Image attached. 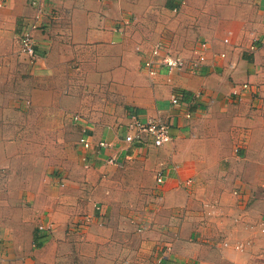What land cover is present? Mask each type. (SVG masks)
Listing matches in <instances>:
<instances>
[{
  "label": "crops",
  "instance_id": "obj_1",
  "mask_svg": "<svg viewBox=\"0 0 264 264\" xmlns=\"http://www.w3.org/2000/svg\"><path fill=\"white\" fill-rule=\"evenodd\" d=\"M0 1V264H73L76 246L89 262L124 260L129 254L128 260L142 259L139 250L123 255L118 242L94 235L93 227L78 241L73 235L77 211L91 217L118 211L124 170L132 172L137 186L143 175L148 180L143 192L148 216L158 203L166 212L179 194L188 204L177 208L166 226L178 235L163 241L159 261L218 264L219 253L204 241L214 234L215 220L222 222L220 213L231 210L233 225L249 232L245 208L253 188L264 186V0H41L44 11L38 18L32 0ZM27 29L34 37L35 59L21 51L20 36ZM157 43L186 59L200 54L206 59L195 72L175 71L171 83L164 68L151 73L144 64ZM244 82L252 87L243 89ZM174 91L186 103L172 104ZM199 91L203 94L194 98ZM229 106L247 112L226 119L232 132L236 120L248 124L246 149L237 163L230 161L227 170L218 166L209 179L204 171L229 159L220 151L228 145L202 142L199 134L209 116L217 120ZM66 113L82 116L73 119L80 134L86 128L94 142L107 139L115 145L80 146L85 168L52 177L37 159L44 153L36 149L47 146L43 135L48 133L49 145H57ZM133 114L168 121L173 138L161 146L127 142ZM211 149L217 154L210 155ZM113 155L121 164L108 161ZM180 183L191 187L182 190ZM87 194L89 201L83 197ZM201 195L203 209L191 211ZM261 219L258 230L264 236ZM42 222L53 223L48 235L38 228ZM143 222L150 224L146 218ZM108 224L120 226L117 219ZM240 243L243 248V242L233 245ZM211 244L224 257L232 245L219 238Z\"/></svg>",
  "mask_w": 264,
  "mask_h": 264
},
{
  "label": "rangeland",
  "instance_id": "obj_2",
  "mask_svg": "<svg viewBox=\"0 0 264 264\" xmlns=\"http://www.w3.org/2000/svg\"><path fill=\"white\" fill-rule=\"evenodd\" d=\"M223 110L222 117L219 116L220 118H216L217 120L208 115L209 118L203 122L204 131L201 135L199 134V140L202 142L210 141V145H213L216 141H224V143L228 145L227 151L222 149H220V151L221 154L226 155L229 159L221 165L210 164L208 165V170L204 171L206 177L209 179H212L214 175L218 174V166L227 170L232 166L230 161L235 160L236 163L239 161V158L244 155L243 152L246 149L245 142L249 136V126L247 123L238 122V120H236V123L233 125L234 131L232 132L227 129L228 125L226 122L228 116L236 117L241 114H247V112H243L236 107L232 108L230 106ZM62 121L64 129L57 136V145H53L52 147L49 145L52 135L48 133L47 135H43V140H47V146L43 149H36V151L41 150L44 153L40 158L37 157V159H42L45 169L51 171L52 177L61 175L65 171L79 173L85 168L83 166L82 150L79 143L80 131L75 125H73V115H67L66 113V115L62 116ZM227 138L230 140H227ZM209 154L216 155L217 153L216 150L211 149ZM238 166V164L234 166L235 170H238ZM188 170L190 169L188 168ZM131 173L132 172L130 171H123L124 179L122 180L120 193L118 194V198L120 199L118 211L113 216L108 217L105 215L91 217L87 211H77L75 213V219L72 221L73 235L75 240L78 241L82 238L83 234L87 232L86 228L93 227L92 232L94 235L110 237L113 241L118 242V250L122 251L123 255L124 253L126 254L131 251L134 252L139 250L142 259L135 258L128 260V257L131 255L129 254L124 260H103L99 263L89 262L79 256L82 249L81 247L76 246L74 251L75 256L72 259L73 264H163V262L159 261L161 250L166 248L164 247L165 245L163 244V241L169 240V237H173V235H178L176 229H166V226L174 220L175 216H177L176 213L179 211L177 208L180 207V209L184 210L187 208L188 204L185 203L184 195L179 194L169 200L170 206L167 207L168 209L166 212H163L159 208L160 204L158 203L157 206L152 208L153 210L151 213L153 216L152 214L148 216L146 214L148 200L146 199V196L143 195L145 189L149 187L148 180L145 175H139L142 177L138 179L137 186L135 179L131 177ZM180 186L182 187V190H184L183 188L190 189L191 187V185L184 186L181 183ZM156 187H159V185L156 184ZM237 187L238 186L232 188L231 192ZM263 187V184H261L260 187L253 188L251 191V197L245 208V215H248L250 218V222L246 220L247 224L245 226L248 227L247 225H250L248 227L249 232L242 234L240 233V228L233 225L235 215L231 210L220 213L222 215V222L215 220L214 223L216 224V228L214 234L206 237L204 241L205 244L209 245L212 252L219 253L220 258L218 259V264H264V236H262L258 230L260 219L264 217V202L262 201V199H264ZM158 193L159 192H157V194ZM202 196L203 195L198 197L197 201L194 202L190 209L191 211L199 212L203 209ZM83 197L88 201L91 200V197L88 194ZM83 197L81 196L80 198L83 199ZM150 199L151 201H156V199ZM239 214L242 215L243 211H240ZM192 215L193 214H190V216ZM199 217H201L202 220V216L199 215ZM145 218L150 223L149 225H146L143 222ZM154 218L156 220H154ZM116 219L120 226L109 227L108 222L111 220L116 222ZM181 222L179 224H181ZM40 224L41 223H38V226ZM218 225L220 226L218 227ZM233 230L237 233L239 232L238 236L232 234ZM217 238L223 241L229 240L232 243V245L226 246L228 247V250H226L228 255L225 257L223 256L224 253L222 250L217 249V251H214L213 249L217 247L211 243H216ZM235 242H243V248H235V245H233ZM240 244L242 245V243ZM162 252H164V250H162Z\"/></svg>",
  "mask_w": 264,
  "mask_h": 264
},
{
  "label": "built area",
  "instance_id": "obj_3",
  "mask_svg": "<svg viewBox=\"0 0 264 264\" xmlns=\"http://www.w3.org/2000/svg\"><path fill=\"white\" fill-rule=\"evenodd\" d=\"M32 3L37 7L36 18H38L40 14H42L41 12L44 11L42 7L43 3L41 0H32ZM3 4V1H0V6H2ZM37 26L38 25L35 22L33 24V27ZM225 41H228V38H226ZM20 43L22 52L26 53L31 59H35L38 57V53L35 48L34 37L30 29H27L25 32H23V34H21ZM136 49L138 51H141V45L136 46ZM205 59L206 57L204 54H200L196 58L186 59L185 57L173 54L171 51L167 50L166 46L163 43H157L152 47L151 55L147 57L144 64L151 73H157L160 68H164L169 74L168 81L173 83L171 75L175 71L188 70L195 72L199 69L200 65L205 61ZM251 87L252 86L249 82H244L242 84L243 89H249ZM202 94V91L196 92L194 94V98H199ZM171 102L174 105H181L183 103H186L180 93L175 91L172 93ZM192 115L193 113L191 111H188L186 113L187 117H192ZM73 119L74 121H79L82 120V116L75 114ZM170 130V123L168 121L162 120L159 117H150L144 119L139 115L133 114L132 120L127 124V133L125 134L124 139L129 143H139L140 145L152 144L154 146H161L173 138ZM79 143L85 150H89L92 148L100 150L104 147H113L115 145L112 140L109 141L107 139H100L97 142H94L86 128H84L82 130V133L80 134ZM126 156L128 159L132 158V154ZM84 161L87 166L90 165L88 156H84ZM108 161L114 164H121L119 155L111 156ZM156 178L159 183L163 182L165 178L164 172L160 171L157 174ZM190 182L191 180L187 181V183ZM96 208L99 209L101 207L100 205H96ZM38 228L42 231V236H45L48 235L53 229V223H41ZM262 229L264 231V226L262 227ZM237 248H241V244L237 245Z\"/></svg>",
  "mask_w": 264,
  "mask_h": 264
}]
</instances>
